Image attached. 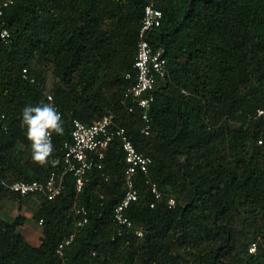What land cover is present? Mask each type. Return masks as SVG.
Masks as SVG:
<instances>
[{"label":"trees","instance_id":"1","mask_svg":"<svg viewBox=\"0 0 264 264\" xmlns=\"http://www.w3.org/2000/svg\"><path fill=\"white\" fill-rule=\"evenodd\" d=\"M151 2L163 11L152 42L165 47L168 74L145 133L142 109L130 111L124 96L136 82ZM2 29L10 35L0 37V198L21 201L34 194L8 184L63 171L74 119L91 124L113 113L153 161L136 176L132 228L119 234L114 219L127 166L114 138L81 191L67 173L54 199L35 194L40 243L21 232V215L0 217V264H264V115H256L264 107V0H15L3 7ZM49 94L64 126L53 135L55 167L32 160L21 124L22 109L49 103Z\"/></svg>","mask_w":264,"mask_h":264},{"label":"built area","instance_id":"2","mask_svg":"<svg viewBox=\"0 0 264 264\" xmlns=\"http://www.w3.org/2000/svg\"><path fill=\"white\" fill-rule=\"evenodd\" d=\"M14 1L3 0V7L9 6ZM3 7L0 8V14L3 12ZM162 19L163 11L154 2L145 6L134 62V67L137 70L136 82L128 87L124 96V102L130 111L136 107L142 109V117L146 122L143 128L145 133H149L150 130L151 116L149 110L155 99L154 90L160 82L165 83L168 74L166 49L164 46L154 47L152 42V33L161 26ZM9 35L7 29L0 31V37L3 39L8 38ZM23 75L27 76L26 68L23 70ZM130 76V73L127 74V77ZM49 97L52 98V95L49 94ZM55 107L57 108V106ZM256 115L263 116L264 107L258 108ZM114 138H118L122 142L127 162L125 169L126 190L114 209V219L118 225V233L121 234L134 226L127 210L138 198L136 176L139 173L148 174L153 160L150 155L137 149L125 127L114 124L113 113L105 114L91 124H86L80 119H74L72 138L65 143L66 150L63 156L64 169L62 172L53 171L44 181L16 180L8 184V187L11 191L22 196L41 194L48 199H54L64 188L65 175L72 173L75 176L76 190L81 191L89 180V170L96 164V161L102 167L101 159L104 158L106 150ZM150 184L155 198L159 199L161 192L156 183L150 182ZM174 202V199L170 198L169 204L173 205ZM154 205L155 202L151 204V206ZM76 211L87 215V209L84 206L77 207ZM86 220L87 217L84 221ZM82 223V221L79 222V224ZM136 233L142 235V230L137 229ZM73 238L74 234H71L59 244L57 250L62 253L64 246L69 244ZM249 249L251 252H255L257 242H252Z\"/></svg>","mask_w":264,"mask_h":264},{"label":"clouds","instance_id":"3","mask_svg":"<svg viewBox=\"0 0 264 264\" xmlns=\"http://www.w3.org/2000/svg\"><path fill=\"white\" fill-rule=\"evenodd\" d=\"M26 105L22 109V126H27V139L31 142L32 160L41 166L53 167L59 164L54 156L53 135H63L64 126L61 112L51 103Z\"/></svg>","mask_w":264,"mask_h":264},{"label":"rangeland","instance_id":"4","mask_svg":"<svg viewBox=\"0 0 264 264\" xmlns=\"http://www.w3.org/2000/svg\"><path fill=\"white\" fill-rule=\"evenodd\" d=\"M39 208L40 201L36 195L25 197L21 201L7 197L0 198V217L12 220L21 215L23 219L19 229L27 239L34 243H40L42 237V223L34 218V214Z\"/></svg>","mask_w":264,"mask_h":264}]
</instances>
